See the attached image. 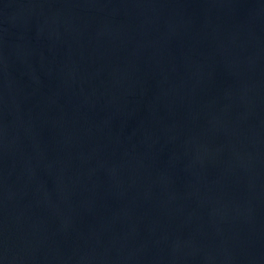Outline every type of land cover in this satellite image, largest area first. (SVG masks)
I'll return each instance as SVG.
<instances>
[{"label":"water","instance_id":"water-1","mask_svg":"<svg viewBox=\"0 0 264 264\" xmlns=\"http://www.w3.org/2000/svg\"><path fill=\"white\" fill-rule=\"evenodd\" d=\"M0 264H264V0H0Z\"/></svg>","mask_w":264,"mask_h":264}]
</instances>
